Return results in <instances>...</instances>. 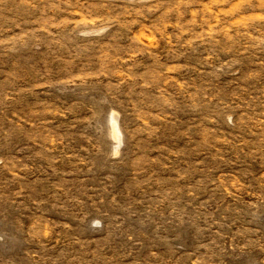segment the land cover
Instances as JSON below:
<instances>
[{
	"label": "rangeland",
	"instance_id": "1",
	"mask_svg": "<svg viewBox=\"0 0 264 264\" xmlns=\"http://www.w3.org/2000/svg\"><path fill=\"white\" fill-rule=\"evenodd\" d=\"M0 264H264V0H0Z\"/></svg>",
	"mask_w": 264,
	"mask_h": 264
}]
</instances>
